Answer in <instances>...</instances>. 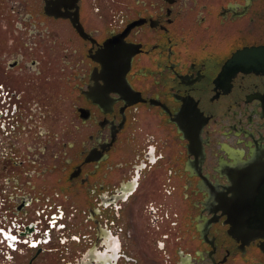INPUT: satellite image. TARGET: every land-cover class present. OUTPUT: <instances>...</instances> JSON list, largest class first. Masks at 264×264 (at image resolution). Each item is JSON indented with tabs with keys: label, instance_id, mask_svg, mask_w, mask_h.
I'll list each match as a JSON object with an SVG mask.
<instances>
[{
	"label": "flooded vegetation",
	"instance_id": "obj_1",
	"mask_svg": "<svg viewBox=\"0 0 264 264\" xmlns=\"http://www.w3.org/2000/svg\"><path fill=\"white\" fill-rule=\"evenodd\" d=\"M6 5L0 264H264V0Z\"/></svg>",
	"mask_w": 264,
	"mask_h": 264
},
{
	"label": "water",
	"instance_id": "obj_2",
	"mask_svg": "<svg viewBox=\"0 0 264 264\" xmlns=\"http://www.w3.org/2000/svg\"><path fill=\"white\" fill-rule=\"evenodd\" d=\"M254 52L252 53V59L250 60V50H245L236 55L235 60L240 61L241 59H245L248 65H264V47L260 49H253ZM248 199V198H247ZM249 207L247 203L245 205ZM233 216V234H243V235H262L264 236V214H259L258 219L257 217H253L250 212H242L232 214Z\"/></svg>",
	"mask_w": 264,
	"mask_h": 264
},
{
	"label": "rangeland",
	"instance_id": "obj_3",
	"mask_svg": "<svg viewBox=\"0 0 264 264\" xmlns=\"http://www.w3.org/2000/svg\"><path fill=\"white\" fill-rule=\"evenodd\" d=\"M14 1V0H13ZM7 5H6V7L5 6H3V7H1L0 9H1V13L2 14H5V13H7Z\"/></svg>",
	"mask_w": 264,
	"mask_h": 264
},
{
	"label": "snow or ice",
	"instance_id": "obj_4",
	"mask_svg": "<svg viewBox=\"0 0 264 264\" xmlns=\"http://www.w3.org/2000/svg\"><path fill=\"white\" fill-rule=\"evenodd\" d=\"M0 87H2V86H0ZM0 231H2V230H0ZM13 239H15V237H13Z\"/></svg>",
	"mask_w": 264,
	"mask_h": 264
}]
</instances>
